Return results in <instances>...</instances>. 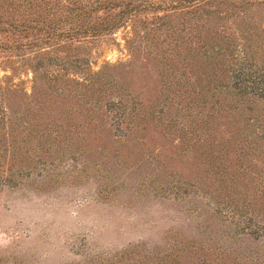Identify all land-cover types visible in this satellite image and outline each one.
Here are the masks:
<instances>
[{"label": "rangeland", "instance_id": "1", "mask_svg": "<svg viewBox=\"0 0 264 264\" xmlns=\"http://www.w3.org/2000/svg\"><path fill=\"white\" fill-rule=\"evenodd\" d=\"M240 16L228 22L238 25L233 33L263 25L264 3ZM150 28L126 19L76 47L57 40L41 64L31 49L0 54V264H264V237L237 222L256 214L255 200L221 211L230 208L215 196L224 190L206 160L151 114L129 115L134 100L153 115L159 109L161 71L175 64L177 73L184 59L189 73L198 63L190 54L164 63L166 39ZM246 54L257 67L256 52ZM118 95L127 103L122 122L121 104L105 106ZM245 170L249 197L254 178Z\"/></svg>", "mask_w": 264, "mask_h": 264}, {"label": "trees", "instance_id": "2", "mask_svg": "<svg viewBox=\"0 0 264 264\" xmlns=\"http://www.w3.org/2000/svg\"><path fill=\"white\" fill-rule=\"evenodd\" d=\"M261 3L264 0H0V54L31 49L33 55L39 54L36 61L41 64L42 56L49 62L48 47L57 40L68 45L74 43L76 47L82 41L111 32L126 19L150 23V29L160 31L158 38L166 39L160 53L164 63L172 66L181 54L194 56L198 63L188 67L189 73L183 67L187 62L184 59L177 73L175 64L169 71H161L164 97L159 109L153 115L151 109L141 108V101L134 100L129 115L143 119L151 114V118L181 134L182 149L189 148L206 160L205 169L216 174L218 188L224 190L223 194L215 192V196L223 199V207L230 208L221 211L233 214L237 202L244 206L255 200L256 214L241 215L237 222L245 233L262 238L264 42L260 40L264 38V24L258 21L253 30L233 33L230 29L238 25L228 23L243 19L240 15L247 8ZM226 38L233 39L232 48L241 44L239 52L230 50L233 57L243 56L236 63L230 62V51L223 46ZM252 42L257 43V48L250 49ZM249 50L256 52L260 62L257 67L252 68L246 60ZM40 73L46 77L45 70ZM1 100L0 96V104ZM114 102L122 105L119 118L122 122L126 99L123 95L111 97L105 106ZM214 129L225 136L211 140L212 136L207 135ZM245 169L254 178L250 184L254 194L249 197L246 181L242 179ZM214 209L219 210L217 206ZM201 262L208 263L203 256Z\"/></svg>", "mask_w": 264, "mask_h": 264}]
</instances>
